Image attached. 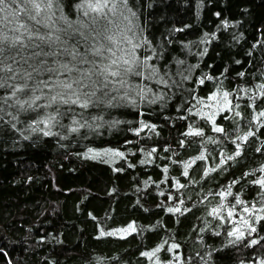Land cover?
Masks as SVG:
<instances>
[{
  "label": "trees",
  "instance_id": "obj_1",
  "mask_svg": "<svg viewBox=\"0 0 264 264\" xmlns=\"http://www.w3.org/2000/svg\"><path fill=\"white\" fill-rule=\"evenodd\" d=\"M82 2L59 0L71 21ZM115 20L145 62L117 99L0 101V264H264V0H127Z\"/></svg>",
  "mask_w": 264,
  "mask_h": 264
},
{
  "label": "snow or ice",
  "instance_id": "obj_2",
  "mask_svg": "<svg viewBox=\"0 0 264 264\" xmlns=\"http://www.w3.org/2000/svg\"><path fill=\"white\" fill-rule=\"evenodd\" d=\"M10 3L16 5L14 10L8 9ZM120 5H127V0H83L78 8L83 9L82 15L88 19L71 21L64 16L59 0H0V12L11 11L8 18L15 20L7 31L0 27V88L11 90L10 95L0 97V101L7 103L12 99L14 103L8 107L25 110V106L34 109L51 107L53 103L87 108L89 104L96 106L105 102V98L109 102L117 99L112 93H119L129 77L141 76V66L145 64L135 58L134 50L138 44L126 50L122 44L131 43V40L117 38L121 33L115 17L119 14ZM21 61L28 65L23 72L18 71ZM17 78L23 83H12ZM223 96L229 104L228 93ZM41 99L48 102L37 104ZM259 117H264V112H260ZM13 118L16 119L15 116ZM214 131L222 133L224 129L215 127ZM44 134L49 135L48 132ZM251 135L253 133L248 132L238 139L247 141ZM236 155L239 156L240 152L237 151ZM256 182L264 188V179ZM227 194H231L230 190ZM236 203L241 202L237 200ZM244 210L248 211L247 208ZM169 211L178 212L180 209ZM228 215L231 216L232 212ZM238 231L228 235L241 239L243 233L237 235ZM251 231L254 232L255 228ZM146 255L151 258L155 252Z\"/></svg>",
  "mask_w": 264,
  "mask_h": 264
}]
</instances>
